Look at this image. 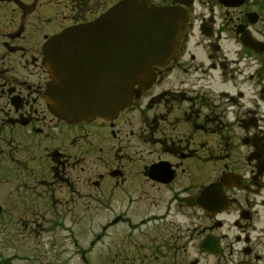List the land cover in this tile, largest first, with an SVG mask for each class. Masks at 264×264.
I'll list each match as a JSON object with an SVG mask.
<instances>
[{
    "label": "flooded vegetation",
    "instance_id": "af4514ba",
    "mask_svg": "<svg viewBox=\"0 0 264 264\" xmlns=\"http://www.w3.org/2000/svg\"><path fill=\"white\" fill-rule=\"evenodd\" d=\"M116 1H0V248L59 233L70 213L90 221L93 206L161 205L144 218L163 224L167 264H264V0H193L189 20L197 3L209 26L192 43L201 55L184 38L115 119L62 121L44 101L39 42ZM160 161L165 182L149 175Z\"/></svg>",
    "mask_w": 264,
    "mask_h": 264
},
{
    "label": "water",
    "instance_id": "95a60500",
    "mask_svg": "<svg viewBox=\"0 0 264 264\" xmlns=\"http://www.w3.org/2000/svg\"><path fill=\"white\" fill-rule=\"evenodd\" d=\"M186 14L147 0H122L96 19L63 29L43 47L50 109L66 121L113 117L148 69L167 62ZM161 167V165H157Z\"/></svg>",
    "mask_w": 264,
    "mask_h": 264
},
{
    "label": "rangeland",
    "instance_id": "374dc122",
    "mask_svg": "<svg viewBox=\"0 0 264 264\" xmlns=\"http://www.w3.org/2000/svg\"><path fill=\"white\" fill-rule=\"evenodd\" d=\"M194 16H192V24L191 30L189 31L188 35V46L190 50L188 51L189 54H193L194 56L198 57L202 54L199 47H194L191 44L194 40L198 38H202L198 33L197 26L200 23V18L198 12L201 11V7L196 5L194 8ZM226 48V47H225ZM160 195H163L160 194ZM106 207V206H105ZM100 207V206H93L92 207V219L91 221L77 219L76 215L70 213L66 216L64 225H71L76 231V240L81 247H86L90 241V239L100 231L99 224L105 223L110 217L114 216L117 213L122 214L124 217L127 215L134 218V220L143 219L144 215L148 212L162 214L163 213V206L159 205L155 208H150V211L144 212V208L140 207L137 208L135 206H126V205H113ZM104 208V209H103ZM78 211L76 207L74 209ZM130 210V211H129ZM143 210V211H142ZM62 214H66L64 210ZM67 218H70L67 220ZM63 222V221H62ZM61 222V223H62ZM161 222L147 225L146 227L142 228L143 230L138 234L135 235H128L127 234V226H125L124 222H119L111 227L108 228L107 231L110 232V235H102L99 237H94V243L91 244V252L87 255V261L89 264H146L141 262V258L143 257L144 253L148 254V250L150 251V255L159 254L157 249L160 247L163 249L165 248V244L167 243L165 236L162 234L164 228ZM136 231V230H135ZM56 234V236L54 235ZM43 233L39 238V243L37 244L38 239L30 238V240H24V247L25 254H23L24 259L28 258L27 255L30 256V263L28 261H18L15 260V264H80V260L76 258V256L72 257L71 259L68 258L71 244L69 245L67 241L63 238V231L57 233ZM58 235V236H57ZM55 236V237H54ZM54 238L57 239L56 244L53 243ZM59 238V240H58ZM59 242V243H58ZM118 248V249H117ZM12 248L6 250L7 254L13 252ZM24 252V250H23ZM122 258H120V254ZM161 252L159 254V258L154 260L151 258V263L149 264H161L166 262V258ZM5 254V255H7ZM139 254L138 261L135 262H128L130 256ZM14 255L17 254H13ZM149 255V254H148ZM32 256V257H31Z\"/></svg>",
    "mask_w": 264,
    "mask_h": 264
}]
</instances>
